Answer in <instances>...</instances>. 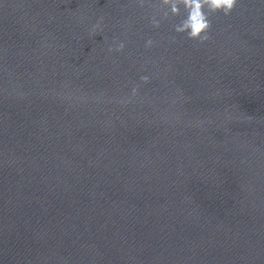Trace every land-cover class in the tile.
Returning <instances> with one entry per match:
<instances>
[{
	"label": "water",
	"instance_id": "obj_1",
	"mask_svg": "<svg viewBox=\"0 0 264 264\" xmlns=\"http://www.w3.org/2000/svg\"><path fill=\"white\" fill-rule=\"evenodd\" d=\"M154 12L0 0V264H264V0Z\"/></svg>",
	"mask_w": 264,
	"mask_h": 264
},
{
	"label": "clouds",
	"instance_id": "obj_2",
	"mask_svg": "<svg viewBox=\"0 0 264 264\" xmlns=\"http://www.w3.org/2000/svg\"><path fill=\"white\" fill-rule=\"evenodd\" d=\"M141 8L145 7L146 2L155 10L152 18L151 25L153 28H160L163 21H168L172 17H180L181 9H183V18L179 23L174 25V31L178 35H184L186 39L199 42L200 44L206 43L210 39V32L212 30L211 17L217 14H223L225 17L231 15L237 7L239 0H157L156 4H151L150 0H137ZM159 16V19H157ZM101 21L94 25L91 29L90 35L94 36L99 34L102 24ZM175 42V38H173ZM115 48L110 47L108 51L123 52L125 44L123 42H115ZM154 42L147 40L145 47L151 48ZM142 83L147 84L150 82L148 76H142ZM138 89L133 87L132 96L137 95ZM131 101H122L121 103H130Z\"/></svg>",
	"mask_w": 264,
	"mask_h": 264
}]
</instances>
